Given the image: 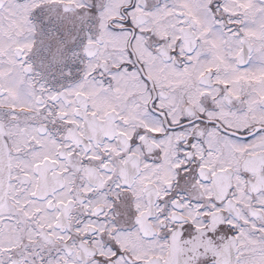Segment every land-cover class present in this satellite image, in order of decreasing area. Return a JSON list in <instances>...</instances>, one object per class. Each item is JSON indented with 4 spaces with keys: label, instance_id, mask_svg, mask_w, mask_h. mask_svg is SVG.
Returning a JSON list of instances; mask_svg holds the SVG:
<instances>
[{
    "label": "snow or ice",
    "instance_id": "snow-or-ice-1",
    "mask_svg": "<svg viewBox=\"0 0 264 264\" xmlns=\"http://www.w3.org/2000/svg\"><path fill=\"white\" fill-rule=\"evenodd\" d=\"M0 264H264V0H0Z\"/></svg>",
    "mask_w": 264,
    "mask_h": 264
}]
</instances>
